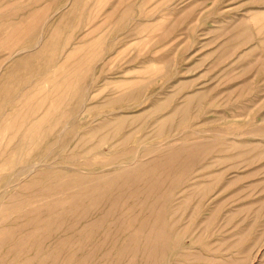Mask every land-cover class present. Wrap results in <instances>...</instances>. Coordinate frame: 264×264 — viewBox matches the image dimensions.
I'll use <instances>...</instances> for the list:
<instances>
[{
	"label": "rangeland",
	"instance_id": "374dc122",
	"mask_svg": "<svg viewBox=\"0 0 264 264\" xmlns=\"http://www.w3.org/2000/svg\"><path fill=\"white\" fill-rule=\"evenodd\" d=\"M119 119L106 139L94 130ZM170 145L194 154L162 167L175 182L148 197L130 186L124 203L97 206L110 211L86 235L72 227L98 210L76 224L81 206L49 202L72 191L46 189L56 173L107 172ZM37 163L52 167L29 171ZM159 196L163 251L150 257L139 240L117 255L148 217L132 201ZM0 207V264H264V0H0ZM57 211L64 223L47 228ZM127 211L141 221L123 232L111 223Z\"/></svg>",
	"mask_w": 264,
	"mask_h": 264
},
{
	"label": "bare ground",
	"instance_id": "6f19581e",
	"mask_svg": "<svg viewBox=\"0 0 264 264\" xmlns=\"http://www.w3.org/2000/svg\"><path fill=\"white\" fill-rule=\"evenodd\" d=\"M73 51V49H72ZM18 53V52H17ZM16 53V54H17ZM78 54V53H77ZM76 55V54H75ZM77 57V56H76ZM68 61V60H67ZM66 72V71H65ZM69 72V71H68ZM57 81V80H56ZM65 81V80H64ZM66 82V81H65ZM64 82V83H65ZM55 83V82H54ZM60 83V82H58ZM61 86V85H60ZM49 96V95H48ZM45 97V96H44ZM47 97V96H46ZM187 99V98H186ZM196 99V98H195ZM51 101V100H50ZM58 102V101H57ZM187 103V102H186ZM58 104V103H57ZM61 105V103H60ZM179 110V109H178ZM185 116V115H184ZM59 123V122H58ZM124 123V120L123 119H119L117 121H113V122H101L99 123V125L97 126V128H95L94 130L95 131H100V130H110V133L105 135L104 138H108L112 135H114V133L121 128V126L123 125ZM20 126V125H19ZM33 129V128H32ZM50 130V129H49ZM29 131V130H28ZM39 131V130H38ZM110 135V136H109ZM102 137V136H101ZM129 137V136H128ZM102 140V139H101ZM125 139L122 140V142L124 141ZM99 144H100V141H99ZM167 148V149H166ZM165 156L166 158H164V161L162 160L163 158H154L153 160H148V161H135L133 163H130V164H127V165H123L121 167L119 166H111V171H107V172H104V171H98V172H95L93 175H86L82 172H73L72 174H69L67 176H60L58 173L55 174V177L54 179L57 180L56 182H53L51 185H49L46 189H52L51 191H53V189H55L54 191L55 192H58V193H62L63 191L65 190H72V191H69L67 192L66 194H64L65 196L68 195V199H65V200H56L55 199H52L50 200L49 202H52L53 205H55V207L57 205L61 206V205H64V204H69L73 207V215L76 214L77 212H75L80 206V208L78 209L80 211V215L78 216L79 218H75L74 217V222H79L80 219H85L91 212L95 211V210H98L99 212V215L91 220V221H87L86 224H84L82 227L80 228H75L71 226V223L70 226L72 227V229L74 230V232L76 231L77 233H80L81 235H86V233L88 232V230L90 229H93L94 227H96L99 223L100 224H104V223H101L102 222V218L105 216V215H108L109 211H103L102 208H98L99 206H101V204L103 203H109V204H112V205H115L117 203H124L125 199H122V196L123 197H127L128 194H131V191H130V186L132 187L133 185L134 186H138L140 190L139 192V195L140 193L144 194L146 197L150 196L155 190H157L160 186L163 185V183H166L168 182L169 185H172L174 182H175V179H170V177L168 176V173L166 172V170L168 169H165L162 170V167H164L165 165L167 164H170L169 167L171 165V163H176L177 165H179V156L181 154L183 155H187L191 152H193L192 149H185V148H172V146H168V147H165ZM197 154V153H196ZM193 153L188 155L189 156V159L192 161L193 159ZM181 157V156H180ZM162 160V161H161ZM39 162V161H38ZM42 162V161H41ZM176 165V166H177ZM40 166H45V167H52L51 165H48V164H42V163H37V164H32V166L29 167V171H32L35 170L36 168L40 167ZM170 167V168H171ZM26 168V167H25ZM173 168V167H172ZM170 171V170H169ZM168 171V172H169ZM29 174V173H28ZM26 175V174H25ZM28 176V175H27ZM71 176V177H70ZM26 177V176H24ZM23 179V178H22ZM54 180V181H55ZM20 181V180H19ZM9 184V183H8ZM18 184V183H17ZM105 186V187H104ZM7 187V185H6ZM109 189L107 191H110L111 189H114V190H119L120 193H119V199L121 200H107L106 202L104 201V198H103V195L105 196V192L107 193V191H103L105 189ZM138 188L135 187V190H137ZM138 189V190H139ZM48 192V190H45V192ZM53 191V192H54ZM137 193V192H134V194ZM170 194V193H169ZM138 195V194H137ZM166 197H167V193L164 194ZM163 196V195H162ZM161 196H159V198L155 199L152 204H148V202H146L145 200H133L132 201V204L134 205H137L139 204V206L141 205L142 206V210H145V213L146 215L149 217H152L153 218V222H150L148 217L146 219H142L143 221L140 220V216H141V212L138 211V213H135L133 214L132 212H129L127 211L126 214H125V217H123L122 221L121 219H115L111 225L113 224H119V230L121 229H125L123 232H129V230L133 229L132 227V224L136 222V220H140L141 223L139 224L138 228L135 229L134 231H131V233H128V235L126 236V238L128 240H130V242L134 245H132L131 243H129L128 245H125V246H122L120 249H116L118 251L117 252V255L118 254H126V253H131V252H138V245H136V243L139 241V240H143L145 245L143 246L142 248V251L145 253V252H148L146 254H149V252H152V254L150 255V257L153 255V253H157L158 251H163V247H159V244H163L165 242V240L167 239L168 237V233H166V230L165 228L168 226L167 223L164 221V218H165V214L167 213V209L165 207L166 205V200L164 199L165 198ZM103 198V199H102ZM129 199V197H127ZM59 199V198H58ZM116 199V197L114 198ZM87 202L84 204V202ZM128 201V200H127ZM45 203V202H44ZM43 203V204H44ZM48 203V202H47ZM64 203V204H63ZM126 203V202H125ZM108 204V205H109ZM2 205V204H1ZM20 205L19 201H15L13 202L10 207H12L13 209H16L18 208V206ZM33 204H31L32 206ZM40 205V204H39ZM38 205H33L32 208L27 211L28 214H19L17 213L18 216V219L23 217L24 215H29L30 214H33L32 212H35L36 211V208L39 209L37 207ZM48 206V205H46ZM50 206V205H49ZM98 206V207H97ZM111 206V205H110ZM138 206V207H139ZM44 207V206H43ZM51 207V206H50ZM49 207V208H50ZM111 207H115V206H111ZM42 208V206H41ZM62 208V207H61ZM96 208V209H95ZM180 207L177 206V210L179 209ZM1 209V207H0ZM69 209V208H68ZM111 209V208H110ZM49 210V209H48ZM107 210V209H105ZM112 210V209H111ZM47 211V210H46ZM59 211V210H58ZM57 211V212H58ZM61 211V210H60ZM65 210H62V212H64ZM141 211V210H140ZM52 212V211H51ZM61 213H59L58 216L56 218H51V215L48 216L46 218L45 216V219L47 220V228H52V229H56V228H60L62 226V224L64 223L62 221V218L61 217ZM96 212V211H95ZM177 213V212H175ZM35 214V213H34ZM39 214V213H38ZM37 214V215H38ZM53 214V213H52ZM36 215V216H37ZM49 215V214H48ZM65 215V213H64ZM143 215V214H142ZM40 215H38L39 217ZM122 216V215H121ZM119 216V217H121ZM107 217V216H106ZM117 217V218H119ZM144 218V217H143ZM17 219V218H15ZM17 219V220H18ZM37 219V218H35ZM106 220V218H103ZM40 220V219H39ZM37 220V222L39 221ZM73 220V218H72ZM71 220V221H72ZM30 223L33 222V220H29ZM32 221V222H31ZM68 222V221H67ZM66 222V223H67ZM29 223V222H28ZM29 223V224H30ZM41 223V222H40ZM44 223V221H43ZM54 224V225H53ZM45 226V225H44ZM100 227V225H99ZM102 227V226H101ZM17 226H15L14 229H16ZM21 228V227H20ZM7 227L5 228H1L0 229V234L1 233H6L5 231H7ZM10 229V228H9ZM40 230V229H39ZM39 230H33L31 231L30 233L31 234H34V235H37L38 238L40 237H44L43 236V231H39ZM42 230V228H41ZM57 230V229H56ZM54 230V231H56ZM71 230V229H69ZM89 230V231H90ZM94 230V229H93ZM118 230V231H119ZM15 231V230H14ZM105 232V231H104ZM102 232V233H104ZM3 233V234H4ZM73 233V232H72ZM16 234V233H15ZM14 234V235H15ZM7 235V234H6ZM9 235L10 232H9ZM13 235V236H14ZM26 235V234H25ZM28 235V234H27ZM26 235V236H27ZM30 235V234H29ZM8 236V235H7ZM108 236V235H107ZM1 237V236H0ZM3 237V236H2ZM19 237V236H18ZM5 238V237H3ZM22 238V236L20 237ZM19 238V239H20ZM31 238V236H30ZM8 239V238H6ZM5 239V240H6ZM23 239V238H22ZM22 239H20L19 241H21ZM26 239V238H24ZM105 239V238H104ZM102 239V240H104ZM9 240H12L11 238ZM27 240V239H26ZM29 241V240H28ZM106 241V240H104ZM2 242H4L3 240H0V245L3 244ZM18 242V240H17ZM62 242H65L64 239L62 238H59L57 240H54L52 241V243L50 245H48L49 247V254H47L46 256H51V253L53 251H55L56 249H58V247L62 244ZM73 242V240H72ZM161 242V243H159ZM16 243V242H15ZM12 244L13 248L15 247L16 249V244ZM24 243H28V242H25ZM23 242L17 245V246H23V247H26L24 246ZM142 242V244H144ZM10 244V243H9ZM127 244V243H126ZM26 245V244H25ZM11 246V247H12ZM11 248V249H13ZM10 249V250H11ZM19 249V248H18ZM22 249V247H21ZM17 251V250H16ZM23 251V250H22ZM40 247L38 246L37 247V253H40ZM115 251V249H114ZM12 252V250L10 251ZM15 252V251H14ZM18 253L20 251H17ZM16 253V252H15ZM17 253V254H18ZM22 253V252H21ZM55 253V252H54ZM135 254V253H134ZM16 255V254H15ZM38 255V254H37ZM148 255V256H149ZM40 256V255H39ZM16 257V256H15ZM55 257V256H53ZM88 257V256H86ZM119 257V256H118ZM117 257V258H118ZM127 257V255H126ZM125 257V259H126ZM149 257V258H150ZM39 258V257H38ZM41 258V257H40ZM39 258V259H40ZM44 258V256H43ZM123 258V257H122ZM71 259V258H70ZM128 259V258H127ZM130 259V258H129ZM129 261V260H128ZM130 262V261H129ZM24 264L26 263L23 262ZM119 263V262H118ZM126 263V261H125ZM128 263V262H127ZM120 264V263H119ZM123 264V263H122Z\"/></svg>",
	"mask_w": 264,
	"mask_h": 264
}]
</instances>
